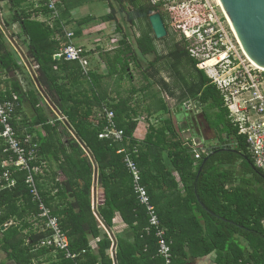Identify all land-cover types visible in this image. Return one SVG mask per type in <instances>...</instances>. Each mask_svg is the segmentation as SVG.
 <instances>
[{
	"label": "trees",
	"instance_id": "1",
	"mask_svg": "<svg viewBox=\"0 0 264 264\" xmlns=\"http://www.w3.org/2000/svg\"><path fill=\"white\" fill-rule=\"evenodd\" d=\"M103 1L108 3L110 10L102 21L115 22V32L121 33L123 27L116 16L122 14L121 10H126L123 0H114L119 9L110 0ZM1 4L8 6L10 16L9 20L1 17L4 28L0 26V71L10 73L20 69L17 55L6 40L4 31L17 24L26 46V58L37 66V85L73 129L74 138L64 134V143L57 140L54 146L48 142L40 145V161L57 162L61 156L63 162L59 166L61 169L62 165L67 166L63 171L68 177L56 184L57 193L52 197L40 194L45 206L58 218L60 228L69 240V251L78 254L79 258L72 261L65 259L63 253H54L52 248L38 247V243L49 234L35 229L33 218L37 215V207L24 184L25 173L16 171L13 174L16 180L14 188L4 189L0 184V252L5 255L0 264H113L106 254L112 241L106 233L102 234L98 220L104 227H111L115 214H119L127 225L126 231L115 242L116 264H164L157 256L155 232H145L148 217L133 192L123 155L117 154L121 148L129 152L137 150L132 158L160 225L165 230V238L172 242L173 264H185L190 257L202 258L212 252L217 254V264H251L245 256L244 242L253 251L254 264H264V174L253 166L245 138L238 135L237 129L230 123L228 110L219 92L197 69V62L189 57L181 36L167 54V58L171 59L168 67L173 78L170 84L156 80L161 70L166 69L157 66L166 56L156 53L152 31L135 38V50L127 36L121 33L118 47L112 55L106 54L103 59L107 63V77L122 79L130 76V63L138 66L140 58L155 56L143 71L146 84L132 88L128 93H143L158 84L162 91L176 99L179 108L185 100H196L207 125L216 131L218 141L230 139L234 144L232 149L207 152L199 159L193 157L169 116L165 119L159 116L157 124L150 125L144 140H135L133 133L137 122L132 116L136 115V111L129 110L130 98H122L118 104L105 103L102 106L105 95L98 90L101 77L89 73L87 76L92 83L93 97L102 116L98 123L92 124L89 121L91 108L87 112L82 111L80 105L83 102L75 101L76 95L69 93L66 82H60L64 78L59 69L76 79L82 77V70L77 62L54 59L61 44L55 40L53 29L32 20L33 13L21 9V0H0ZM41 9L45 14L52 12L48 4L46 7L41 4ZM153 13L162 16L161 10L150 5L148 0L144 7L136 11L138 17L146 19ZM60 34L64 37L62 31ZM54 66L58 70H54ZM65 77L68 78V75ZM12 94L16 95V101L24 97L20 88L14 86L6 95H0V101L10 99ZM157 95L158 92L151 93L152 107L148 106L147 112L169 115V109ZM36 104L38 102L35 101L34 106ZM103 108L114 113L116 126L124 134L123 143L98 139L104 124ZM3 148L0 140V163L6 157L2 153ZM94 167L97 185L103 193V202L96 212L91 209ZM2 171L0 166V175ZM38 188L41 191L39 184ZM201 220L205 221V233ZM5 225L7 227L1 230ZM96 238L100 240L94 250L90 240ZM130 239L131 242L128 241Z\"/></svg>",
	"mask_w": 264,
	"mask_h": 264
},
{
	"label": "built area",
	"instance_id": "2",
	"mask_svg": "<svg viewBox=\"0 0 264 264\" xmlns=\"http://www.w3.org/2000/svg\"><path fill=\"white\" fill-rule=\"evenodd\" d=\"M165 15L164 26L177 32L185 41L189 57L197 62L209 84L214 86L228 110V118L237 134L245 138L247 151L253 166L264 174V71L255 66L243 52L228 19L217 0H148ZM48 8L56 16L55 3L48 2ZM162 17V16H161ZM0 26L3 27L0 16ZM69 44L56 56L67 62H77L83 74L90 68L87 52L71 44L74 33L65 31ZM198 102L188 100L182 103L181 110L186 114L197 113ZM16 98L0 101V140L3 152L8 159L1 162V188L12 189L16 185L14 173H25L24 184L37 207L34 217L35 229L49 235L38 243L39 248H52L54 253H63L65 259L75 261L78 254L69 251V240L60 228L59 220L52 215L39 194L36 177L42 166L39 146L30 137L19 139L13 127ZM104 124L98 133L99 140L123 143V131L118 129L114 113L103 108ZM193 157L199 159L207 153V148L190 141ZM229 148L234 144L230 141ZM123 155V162L131 176L133 192L138 204L144 207L148 226L145 232L154 231L157 239V256L164 264L172 263L171 243L165 238L155 207L152 205L146 188L142 185L140 171L132 158L137 150L129 152L124 148L117 151ZM96 209V204L93 206Z\"/></svg>",
	"mask_w": 264,
	"mask_h": 264
},
{
	"label": "crops",
	"instance_id": "3",
	"mask_svg": "<svg viewBox=\"0 0 264 264\" xmlns=\"http://www.w3.org/2000/svg\"><path fill=\"white\" fill-rule=\"evenodd\" d=\"M48 2L55 3L56 16L53 15V12H48V14L43 13L41 4L46 7ZM0 6L3 9L2 16H0L9 20L8 17L10 16V13L8 11V6L6 4H1ZM101 8H104L105 12L99 14L98 10ZM21 9L32 12V20L43 23L53 29L55 40L59 41L61 44L60 49L56 52V54H58L61 49L65 48L69 44V42L65 40V37L60 34V32L62 31V34H64L65 31H71L74 33L71 44L75 47L84 49L90 58V68L87 74L93 73L101 77L98 83V90H100V92L105 95V100L104 103H102V106L105 103L118 104L122 98H130L128 107H130L129 110L131 109L136 111V115L132 116V118L137 122L136 129L133 133V138L137 141H143L150 125H156L157 118L159 116L161 117L163 113L160 112L158 114H153V111H151V113L147 112L148 108L152 106L148 107L144 104H138L136 102L135 96L140 92L135 95H129V90H126L125 87L124 89H119L116 86V82L121 83L125 78H130L129 80H131L132 76H124L122 79H119L116 76L111 78L107 77V63L103 57H105L106 54L112 55L113 50L118 47V40L122 34L127 36L126 30L124 28H122V34L115 32V22L102 21V17L109 13L110 9L108 7V3L106 1L102 2V0H21ZM5 30L6 40L9 42L11 49H13L17 55L16 58L18 59L20 69L10 73L0 71V95H6L7 92H10L14 88V86H18L23 93L24 97L21 98L20 101H17V107L14 111L15 118L12 122L19 139L23 141L28 136L33 140V142L38 144L40 148V145H42L43 142H48L53 146L57 145V140H60L61 143H64V139L62 138L64 134L70 138H74L72 131L73 129L67 123L65 116L53 108L35 81V70L37 66L30 58H26V46L22 42L23 38L20 34V27L17 24H13L11 27H9V29L6 28ZM19 36L21 37L19 38ZM108 39H115L114 42L116 45L113 44V40H109L108 42ZM60 40H63V42ZM105 46H107V49L104 48ZM56 54L54 55V59ZM57 60H60V58ZM131 64L132 63H130L129 67ZM57 68L58 67L54 66V70H58ZM129 69L128 74H130ZM59 73L64 78L60 82H66L69 93L76 95L74 100L77 101L78 99L83 102L80 105L82 111L87 112L91 108L89 121H91L92 124L95 122L98 123L102 116L101 112L99 111L100 109L96 105L97 102L94 100L91 89L92 83L90 82L87 74H83L82 72V77L80 76L76 79L67 72L60 71V69ZM66 75H68V78L65 77ZM13 97L16 98V95L12 94L10 99H4L3 101L11 100ZM35 101L38 102V104L34 106ZM70 104L72 105V103ZM184 144L190 148V141H185ZM209 149L210 147L207 150ZM2 153L6 155L2 161L7 160L8 155L5 154L3 150ZM74 160L75 159L73 157V161ZM41 162L43 165L38 166L40 172L36 177L37 187L38 184L41 187V191H39V188L38 191L39 194L42 192L52 197L55 193H57V189L55 188L56 184L64 182L66 179H68L63 171L67 166L62 165V169L60 168L59 165H61L63 162L61 156L57 162L53 161L48 163L46 160ZM174 176L176 177V180H178V177L176 175ZM181 187L182 186H180V188ZM95 202L96 208L101 206L103 202V193L102 189L97 185L96 170L94 167V179L91 196V209L94 212H96V209L94 210L93 208V206H95ZM94 216L98 220L96 213H94ZM98 222L102 234L106 233L112 241V246L106 252V254L113 261V264H116L114 259L116 251L115 242L126 231L127 225L123 222L119 214H115L111 227L106 228L102 222L99 220ZM201 226L203 227V232L205 233L206 229L204 220H201ZM99 240L100 238L90 240L92 249H96L97 242ZM128 241L131 242V239ZM243 246L246 251L245 256L249 259L251 264H254L256 260L254 261V254L251 255V253H253L252 249L249 247L247 242H244ZM216 257L217 254L212 252L202 258L190 257L185 264H217ZM43 259L44 258L41 260ZM224 264L226 263L224 262Z\"/></svg>",
	"mask_w": 264,
	"mask_h": 264
},
{
	"label": "rangeland",
	"instance_id": "4",
	"mask_svg": "<svg viewBox=\"0 0 264 264\" xmlns=\"http://www.w3.org/2000/svg\"><path fill=\"white\" fill-rule=\"evenodd\" d=\"M110 3L112 5H115L116 8L119 9L117 3L114 0H110ZM122 4L124 9L126 10L124 11L121 10L122 14H117L116 17L120 25H122L123 28L126 30L128 41L132 44L135 50L136 48L135 38L137 36L151 34V28L149 26L148 19H146L145 17H138L136 15V11L144 7L147 4V0H123ZM2 11L3 9L0 7V14H2ZM104 12H105L104 8L98 10L99 14ZM165 18H166L165 15L162 14L163 21H165ZM127 19H129L130 22H128ZM4 31L6 32L5 29ZM179 39H180V35L178 33L167 28L166 38L161 40H155V39L153 40L156 53L158 55L166 56L165 59L160 61L157 65L162 68L166 67V69L163 68V70H161L160 74L156 77V80L161 79L168 84H170L173 81V78L171 76V70L168 67V63L171 61V59L167 58V54L168 52L171 51L173 44L178 42ZM109 40L111 41L113 40V44H115L114 42L115 39H108L107 41L109 42ZM104 48L107 49V46H105ZM139 58L140 57L138 55V59ZM154 58H155L154 55L147 56L143 59L140 58L139 64L141 63V68L137 67L134 63H132L131 66L129 67L131 74L130 76H132L131 77L132 79L129 80L128 78H125L121 83L116 82V86L119 89H124L125 87L126 90H130L133 87L140 88L142 85H145L146 81L143 79V71L147 67V65L154 60ZM156 92L159 93L157 97L163 100V102L170 111L169 115L165 114V115H161V117L165 119L169 116V118L173 120L175 128L178 129L179 131V136L184 142L192 141L198 145H201L203 143V145L207 149L209 147H213L214 145H216V143L219 142L217 139V135L214 134L216 131L214 129H211L204 120L202 109L198 114L197 113L186 114L185 112L181 111V109L179 108L180 107L179 103L176 101V99L169 96L164 91H162L158 86V84H154L146 92L143 93L141 92L137 94L135 96L136 102L138 104H144L145 106H151V102L153 101L151 100L150 95L151 93H156ZM175 94L176 97L179 96L178 92H176ZM4 260H5V255L0 252V261H4Z\"/></svg>",
	"mask_w": 264,
	"mask_h": 264
},
{
	"label": "water",
	"instance_id": "5",
	"mask_svg": "<svg viewBox=\"0 0 264 264\" xmlns=\"http://www.w3.org/2000/svg\"><path fill=\"white\" fill-rule=\"evenodd\" d=\"M235 36L248 59L264 70V0H218ZM148 23L155 40L167 37V31L159 13L148 17ZM57 60L58 57L56 56ZM228 143L222 142L217 149L228 150ZM231 149V148H230ZM264 180V176H262ZM7 225L1 227L4 230Z\"/></svg>",
	"mask_w": 264,
	"mask_h": 264
},
{
	"label": "flooded vegetation",
	"instance_id": "6",
	"mask_svg": "<svg viewBox=\"0 0 264 264\" xmlns=\"http://www.w3.org/2000/svg\"><path fill=\"white\" fill-rule=\"evenodd\" d=\"M167 31V30H166ZM169 53V52H168ZM149 56H151V55H149ZM137 66V65H136ZM137 67H139V68H141V63L137 66ZM201 111V107H199L198 108V110H197V114L199 113ZM213 133V132H212ZM215 135H216V132L214 133ZM231 140L230 139H227V140H225V141H223V142H226V143H228L229 144V142H230ZM221 143L222 142H218V143H216V145H214L213 147H219L220 145H221ZM225 147H228L229 148V146L227 145V146H225ZM210 148H212V147H210Z\"/></svg>",
	"mask_w": 264,
	"mask_h": 264
},
{
	"label": "bare ground",
	"instance_id": "7",
	"mask_svg": "<svg viewBox=\"0 0 264 264\" xmlns=\"http://www.w3.org/2000/svg\"><path fill=\"white\" fill-rule=\"evenodd\" d=\"M218 1V0H217ZM218 3H219V1H218ZM261 69V68H260ZM263 70V69H262ZM264 71V70H263Z\"/></svg>",
	"mask_w": 264,
	"mask_h": 264
}]
</instances>
